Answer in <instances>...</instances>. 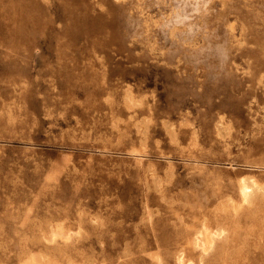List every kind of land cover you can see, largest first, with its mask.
Instances as JSON below:
<instances>
[{
  "label": "rangeland",
  "instance_id": "rangeland-1",
  "mask_svg": "<svg viewBox=\"0 0 264 264\" xmlns=\"http://www.w3.org/2000/svg\"><path fill=\"white\" fill-rule=\"evenodd\" d=\"M38 1L26 52L0 16V264H18L60 221L75 231L47 245L77 264H179L182 206L213 209L237 180L264 183V66L246 26L257 16L264 39V0ZM127 96L146 106L130 109ZM262 205L246 213L241 242L221 241L238 264H264ZM213 254L182 262L219 264Z\"/></svg>",
  "mask_w": 264,
  "mask_h": 264
},
{
  "label": "bare ground",
  "instance_id": "bare-ground-1",
  "mask_svg": "<svg viewBox=\"0 0 264 264\" xmlns=\"http://www.w3.org/2000/svg\"><path fill=\"white\" fill-rule=\"evenodd\" d=\"M10 1V0H8ZM8 1H7V4H8ZM96 1V0H95ZM142 1V0H141ZM227 1V0H226ZM229 1V0H228ZM231 1V0H230ZM241 1V0H240ZM244 1V0H243ZM255 1V0H254ZM91 2V1H90ZM215 2V1H214ZM222 2V1H221ZM220 2V3H221ZM237 2V1H236ZM245 2V1H244ZM138 3V2H137ZM231 3V2H230ZM260 3V2H259ZM97 4V3H96ZM234 4V3H233ZM244 4H249V2L247 3H244ZM242 3V5H244ZM252 4V3H251ZM38 5H39V1L38 0H20L16 3L15 0H12L11 1V4L9 3L8 5H6L4 3V1L2 0L1 3H0V16H2L3 18H6L7 20V24H9V26L11 27L12 29V38H13V44L15 45V48H19L18 50H21L23 49V51L25 50H28L29 48H31L35 43L33 42V36L35 37V35H33V30L34 28L36 29L35 26L38 25L37 23V20L35 21V17H36V14H37V8H38ZM235 5H237L235 3ZM225 6V5H224ZM228 6V5H227ZM245 6V5H244ZM247 6V5H246ZM90 7V6H89ZM139 7V6H138ZM243 7V6H242ZM241 7V9H242ZM141 8V7H140ZM227 8V7H226ZM232 8V7H231ZM258 8H259V5H258ZM40 9V8H39ZM245 7L243 8V11L245 12L246 10H244ZM261 9V8H260ZM88 10V8H87ZM237 11V10H236ZM248 11V10H247ZM262 11V10H261ZM254 12V11H253ZM252 12V13H253ZM257 12V11H256ZM209 13V12H208ZM220 13V12H219ZM246 13V12H245ZM40 14V13H39ZM243 14V13H242ZM201 15V14H200ZM228 15V14H226ZM230 15V14H229ZM234 15V14H233ZM244 15V14H243ZM241 15V16H243ZM253 15V14H252ZM85 16V15H84ZM143 17V16H142ZM226 17V16H225ZM247 17V16H246ZM38 18V17H37ZM42 18V16H41ZM78 18V17H77ZM150 18V17H149ZM242 18V17H241ZM1 19V18H0ZM40 19V17L38 18V20ZM79 19V18H78ZM222 19V18H221ZM235 19V18H234ZM257 16L253 17V21H251V23L249 25L248 22L246 24V26H249V30H251V32H254L252 35H253V38H252V41L256 44H258V47H259V61H258V70L257 72H262L263 70V66H264V39L263 37L261 38L260 37V34L259 32H256L254 31L256 28V22H257ZM41 20V19H40ZM39 20V21H40ZM216 20V19H215ZM218 20V19H217ZM3 21V20H1ZM220 21V19H219ZM218 21V22H219ZM225 21V20H224ZM234 21V20H233ZM262 21V20H261ZM4 22V21H3ZM2 22V23H3ZM6 22V21H5ZM86 22V21H85ZM200 22V21H198ZM217 22V23H218ZM37 23V25L35 24ZM75 23V22H74ZM99 23V22H98ZM40 24V23H39ZM76 24V23H75ZM83 24V22L81 23ZM86 24V23H85ZM234 24V23H233ZM262 24V23H261ZM99 25V24H98ZM235 25V24H234ZM233 25V26H234ZM241 25V24H240ZM264 25V24H263ZM40 26V25H39ZM39 26L37 28V30H40L39 29ZM87 26V25H85ZM79 27V26H78ZM96 27V25H95ZM94 27V28H95ZM101 27V26H100ZM231 27V26H230ZM242 27V26H241ZM244 28V26L242 27ZM247 28V27H246ZM246 28L244 29L246 31ZM9 29V28H8ZM70 29V28H69ZM80 29V28H79ZM101 29V28H100ZM234 28H231L230 30H233ZM236 29V28H235ZM94 30V29H92ZM7 31H10V30H7ZM5 31V32H7ZM78 31V30H77ZM91 31V30H90ZM105 31V30H104ZM35 32H38V31H35ZM210 32V31H209ZM243 32V30H242ZM256 32V33H255ZM262 32V31H261ZM100 33V31L98 32ZM225 33V32H224ZM244 33V32H243ZM246 33V32H245ZM9 34V33H8ZM7 34V35H8ZM75 34V33H74ZM86 34V33H85ZM106 34V33H105ZM239 34V33H238ZM249 34V33H248ZM10 35V34H9ZM8 35V36H9ZM247 35V34H246ZM251 35V37H252ZM230 36V35H229ZM235 37V36H234ZM11 38V37H10ZM103 38V37H102ZM226 38V37H225ZM6 40V39H5ZM9 40V38H8ZM231 40V39H230ZM234 40V39H233ZM3 42V41H2ZM9 42V41H8ZM235 42V41H234ZM70 43V42H69ZM68 43V44H69ZM96 44V42H94ZM3 44V43H2ZM62 44V43H61ZM67 44V45H68ZM72 44V43H71ZM70 44V45H71ZM229 44V43H228ZM4 45V44H3ZM6 45V43H5ZM10 45V44H9ZM63 45V44H62ZM65 45V44H64ZM12 46V45H11ZM69 46V45H68ZM93 46V45H92ZM35 47V46H34ZM38 46H36L35 49H38L37 48ZM67 47V46H66ZM100 47V46H99ZM243 47V46H242ZM9 48V47H8ZM33 48V47H32ZM31 48V49H32ZM64 48V47H63ZM92 48V47H91ZM98 48V47H97ZM101 48V47H100ZM237 48V47H236ZM244 48V47H243ZM14 49V47H13ZM16 49L14 50V52H16ZM12 50V48H11ZM97 50V49H96ZM37 51V50H35ZM26 52V51H25ZM13 53V52H12ZM238 53V52H237ZM17 54V53H16ZM16 54H13V55H16ZM92 57V56H91ZM74 58V57H73ZM77 60V59H76ZM253 60V58H252ZM258 60V59H257ZM256 60V61H257ZM78 61V60H77ZM88 63V62H86ZM85 63V65H86ZM94 63V62H92ZM245 63V62H244ZM22 64V63H21ZM20 64V65H21ZM91 64V63H90ZM96 64V63H95ZM84 65V64H83ZM238 65V64H237ZM240 65V64H239ZM25 66V64H24ZM235 66V65H234ZM22 67V66H21ZM77 67V66H76ZM96 67V66H94ZM245 67V66H244ZM251 67V66H250ZM86 68V67H85ZM248 68V67H247ZM77 69V68H76ZM79 69V68H78ZM88 69V68H87ZM94 69V68H93ZM96 69V68H95ZM95 69L93 70L95 73ZM90 70V69H89ZM88 70V71H89ZM246 70V69H245ZM77 71V70H76ZM83 71V70H82ZM81 71V72H82ZM86 71V69H85ZM238 71V70H237ZM242 71V69H241ZM248 71V69H247ZM92 72V70H91ZM99 72V71H97ZM251 72V71H250ZM86 73V72H85ZM247 73V72H246ZM253 73V72H252ZM92 77V75H94V73H89ZM102 74V73H101ZM104 74V73H103ZM242 74V73H241ZM90 75H88V77H90ZM244 75V74H243ZM262 75V74H261ZM97 76V74H95V77ZM100 76V75H99ZM98 76V77H99ZM255 76V75H254ZM85 77V76H84ZM83 77V78H84ZM94 77V76H93ZM93 77L91 79H93ZM94 77V78H95ZM97 77V78H98ZM103 77V76H102ZM101 77V80L102 79ZM87 78V77H86ZM100 78V77H99ZM90 79V80H91ZM254 79V78H253ZM262 79V78H261ZM260 79V80H261ZM84 80H86L84 78ZM89 80V79H88ZM87 81V80H86ZM95 81V79L93 80ZM93 81H88V83L90 82V84L93 83ZM92 82V83H91ZM103 82V81H102ZM101 82V83H102ZM105 82V81H104ZM263 82V81H262ZM97 85L99 84V81L96 82ZM94 83V84H95ZM96 85V84H95ZM103 85V84H102ZM100 85V86H102ZM99 86V85H98ZM106 86V85H105ZM96 88H98L96 86ZM95 88V89H96ZM130 88V87H129ZM131 89V88H130ZM129 89V90H130ZM94 90V89H93ZM92 90V91H93ZM100 90V89H99ZM102 90V89H101ZM99 91V92H102V91ZM127 89H125L124 92H127L126 91ZM107 91V89H106ZM134 92V91H133ZM104 93V92H102ZM132 93V92H130ZM92 97L94 96L95 97V100L96 98L99 99V102L102 100L101 99H104V98H101L99 96H97V93L94 95L93 93H91ZM126 94V93H125ZM128 94V93H127ZM133 94V93H132ZM132 94L130 95V97L132 96ZM99 95V94H98ZM102 95V94H101ZM105 95V94H104ZM91 98V101L89 100V102L93 103V99L94 98ZM102 97V96H101ZM107 97V96H106ZM129 96H127L128 101L129 103H131V105H129L128 103V106H131L130 109L135 106V107H144L146 106L144 104V102L141 100V98H137V97H133V98H130ZM142 97V96H141ZM143 98V97H142ZM147 98V97H145ZM108 99V98H106ZM126 99V98H125ZM94 100V101H95ZM105 100V99H104ZM110 100V98H109ZM112 100V98H111ZM97 101V100H96ZM107 101V100H106ZM127 101V100H126ZM147 101V100H146ZM99 102H96V103H99ZM90 103V104H91ZM124 103V102H123ZM126 103V102H125ZM110 104V103H109ZM97 105H100V104H97ZM133 106V107H132ZM150 105H148L149 107ZM111 107V106H110ZM138 109V108H137ZM136 109V110H137ZM140 109V108H139ZM150 109V108H149ZM152 111H148L147 114H146V122H150L152 120V114H151ZM154 113V112H153ZM135 115V114H134ZM145 117V116H143ZM143 120V119H142ZM183 120V119H182ZM141 122V121H140ZM143 122V121H142ZM153 123V121H152ZM185 123V122H184ZM117 124V123H116ZM151 124V123H150ZM231 124V123H230ZM120 125V124H118ZM117 126V125H116ZM139 126H142L139 125ZM149 126V125H147ZM180 127V125H179ZM228 127V126H227ZM138 128V127H137ZM150 128V127H149ZM141 129V127H140ZM145 129V128H144ZM233 129V128H232ZM143 130V129H142ZM150 130V129H149ZM178 130V129H177ZM173 131V130H172ZM229 131V130H228ZM185 133V132H184ZM230 133V132H229ZM233 133V132H232ZM148 135V134H146ZM145 135V137H146ZM195 135V133H194ZM143 136V135H142ZM191 138V137H190ZM194 138V136H193ZM196 138V136H195ZM196 140V139H195ZM214 140V139H213ZM191 142V140H190ZM197 142V141H196ZM2 143V142H1ZM133 143V142H132ZM195 143V142H194ZM129 144V143H128ZM131 144V143H130ZM143 144V143H142ZM198 144V143H197ZM2 145V144H1ZM190 145V144H189ZM135 146V145H134ZM144 146V145H143ZM194 146V145H193ZM139 147V146H138ZM137 150V149H136ZM140 150V149H139ZM131 151V150H130ZM129 151V152H130ZM133 151V150H132ZM199 151V149H198ZM264 151V150H263ZM231 152V151H230ZM197 153V152H196ZM251 153V152H250ZM131 154V153H130ZM132 155V154H131ZM135 154H133L134 156ZM138 158L140 157V153L138 154ZM137 156V154H136ZM194 156V155H193ZM201 156V155H200ZM135 157V156H134ZM203 157V156H202ZM261 160L259 159V164L262 165L264 164V154L263 156L261 155L260 156ZM194 158V157H192ZM196 158H199V157H196ZM141 160V159H140ZM194 160V159H192ZM250 160V159H248ZM253 160V159H252ZM256 160V159H255ZM198 161V159L196 160ZM251 161V160H250ZM258 161V160H257ZM255 161V162H257ZM227 162V161H226ZM232 162V161H231ZM248 162V161H247ZM139 163V161L137 162ZM203 163V162H202ZM233 163V162H232ZM246 163V162H245ZM249 163V162H248ZM193 164V163H192ZM247 164V163H246ZM60 165V164H58ZM58 165H54V166H57L58 168H56L52 173H50V175L47 176L46 178V183L47 184H50L51 182H53V180L55 181V179L58 177L59 175V172H60V167ZM231 165V164H230ZM254 165V163H253ZM259 165V166H260ZM61 166V165H60ZM199 166V165H198ZM194 167V166H192ZM205 167V166H204ZM203 167V168H204ZM218 167V166H217ZM63 168V167H61ZM191 168V167H190ZM197 168V167H196ZM201 168V167H200ZM211 168V167H210ZM214 168V167H213ZM226 168V167H225ZM247 168V167H246ZM187 169V168H186ZM194 169V168H193ZM199 169V168H198ZM208 169V168H207ZM260 169V168H259ZM53 170V169H52ZM51 170V171H52ZM188 170V169H187ZM191 170V169H190ZM205 170V169H203ZM214 170V169H211V171ZM62 171V170H61ZM201 170H199L200 172ZM218 171V170H217ZM234 171V170H233ZM257 171V170H256ZM259 171V170H258ZM202 172V171H201ZM214 172V171H213ZM47 173V174H49ZM204 173V172H203ZM207 173V172H206ZM58 174V175H57ZM214 174V173H213ZM264 174V172H263ZM204 175V174H203ZM216 175V174H215ZM220 175V174H218ZM258 175V174H257ZM201 176V175H200ZM221 176V175H220ZM231 176V175H230ZM249 175H247L248 177ZM56 177V178H54ZM239 177V176H238ZM257 177V176H256ZM260 177V176H259ZM209 178V177H208ZM211 179V178H210ZM215 179V178H214ZM253 179V178H251ZM251 179H248V178H241L239 180H237L235 183L233 184H230L229 186H227L228 188H226L227 192H228V196H229V199H227L226 202L225 199L221 200L223 202H221L220 200V203L216 205L215 208H210L209 206H203L201 205L199 202H198V199H194L195 201H191L187 206H182L180 208V210H178V213L179 211H181L180 213H182L183 217L184 215L186 216V221L183 223V227L182 228V231L180 232V238L179 240L176 242V247L175 248V252H173L174 254H176V252L179 254V256L181 257L182 261L184 260V258L188 259L189 262H194V259H195V256H198V257H208L209 254L211 253H216L217 254H213L216 256V258L214 257L213 260H217V262L219 264H238V260H239V257L240 255L235 252V250H232L231 248H229V246L227 245L225 247H223V245H221V241L223 240V238L225 236H229V237H232V236H235L237 237L239 232L242 231L243 233L245 232V230H243V227H244V221L246 219L245 215L247 212H251L250 211V207H256L258 202L259 203H262L264 202V183L263 182H256V181H252ZM235 180V179H234ZM258 180V179H257ZM215 181V180H213ZM218 181V180H216ZM215 181V182H216ZM231 181V180H230ZM208 182V181H207ZM232 182V181H231ZM218 183V182H217ZM217 183H215L217 185ZM225 183V182H224ZM228 183V182H227ZM210 184V183H209ZM212 184V183H211ZM229 184V183H228ZM226 185V184H225ZM218 186V185H217ZM216 186V189L217 192L220 194L219 191L223 190L221 189L220 187H217ZM222 187H225L223 184H222ZM225 190V191H226ZM222 193V191H221ZM195 196V195H194ZM217 196V195H216ZM192 197V196H191ZM223 197V196H222ZM220 198V195L219 197ZM179 199V198H178ZM183 199V197H182ZM186 199V198H185ZM215 200V199H214ZM184 201V200H182ZM187 201H188V198H187ZM217 201V202H219ZM186 202V200H185ZM209 201H207L208 203ZM215 202V201H214ZM181 203V201H180ZM179 203V204H180ZM184 203V202H182ZM211 204V203H210ZM264 206V205H262ZM177 208V206H176ZM173 210V209H172ZM252 210V209H251ZM254 210V208H253ZM256 211V210H255ZM262 211V210H261ZM173 212V211H172ZM253 212V211H252ZM251 212V213H252ZM177 213V211H176ZM177 213V214H178ZM254 213V212H253ZM176 214V216H177ZM258 214V213H257ZM253 215V214H252ZM174 216V215H173ZM179 216V215H178ZM177 216V217H178ZM256 216V214L254 215ZM253 216V217H254ZM260 216V215H259ZM29 216L27 215L26 218H28ZM176 217V219H178ZM180 217V216H179ZM182 217V216H181ZM252 218V216H250ZM262 218V217H261ZM255 219V218H254ZM264 219V218H263ZM253 220V219H252ZM259 220V219H257ZM175 221H178V220H175ZM184 221V220H183ZM249 221V220H248ZM256 221V220H255ZM264 222V221H263ZM50 223V222H49ZM57 224L56 225H52L49 232H48V236L45 235V237L43 238V236L41 237V235H37L35 236L34 238V242H32L33 246H29V248L27 247L23 252H22V255L19 256V263L18 264H77L78 261H74L75 257H72L70 255H66L65 253L62 252V250L60 249H53L52 247H50L49 245H47V243L49 242H57L58 239L60 238L61 240H68L71 238L72 236V233H73V230L75 229L76 224H73L72 227H67L65 222L64 221H60V222H56ZM67 223V222H66ZM246 223V222H245ZM251 223V222H250ZM181 224V223H180ZM180 224H177V225H180ZM255 224V223H254ZM48 225V224H47ZM68 225V223H67ZM70 225V223H69ZM71 226V225H70ZM255 226V225H254ZM253 226V227H254ZM258 226V225H256ZM80 227V225H79ZM78 227V229H79ZM252 227V226H251ZM74 228V229H73ZM180 228V227H179ZM246 228V227H245ZM256 228V227H255ZM43 229V228H42ZM81 229V228H80ZM247 229V228H246ZM254 229V228H253ZM258 229V228H256ZM259 230H261L259 228ZM75 231V230H74ZM80 231V230H79ZM78 231V232H79ZM262 231V230H261ZM76 232H77V229H76ZM74 232V234L76 233ZM77 232V233H78ZM260 232V231H259ZM264 232V231H263ZM249 234V233H248ZM179 236V234H177ZM246 236V235H244ZM243 234H242V237H244ZM239 238V242H241L240 240L244 239L241 237V234L238 236ZM241 237V239H240ZM176 238V237H175ZM178 239V237H177ZM228 241V240H227ZM237 241V242H238ZM165 242V241H164ZM243 242V241H242ZM233 244V243H232ZM245 243H243L242 245L244 246ZM235 245V244H233ZM232 245V246H233ZM239 245V243L237 244ZM241 245V244H240ZM241 245V246H242ZM240 246V247H241ZM242 246V247H243ZM234 247V246H233ZM236 247V246H235ZM239 248V246H237ZM243 249V248H242ZM159 252L161 250H158ZM240 252V251H239ZM243 252V250H242ZM154 253V252H153ZM162 253V252H161ZM156 256L158 255L155 254ZM201 255V256H200ZM213 255L211 256V258L213 257ZM244 255V254H243ZM154 256V255H153ZM155 256V257H156ZM159 256V255H158ZM160 257V256H159ZM174 257V256H173ZM176 259V258H175ZM178 259V258H177ZM205 259V258H204ZM203 259V260H204ZM242 259V258H241ZM160 260V258H159ZM166 260V259H165ZM200 260V259H199ZM202 260V261H203ZM207 260V259H205ZM212 260V261H213ZM163 261V263H162ZM180 261V259H178V263L179 264H183V262ZM186 261V260H185ZM156 262V261H155ZM161 264H165L164 260H161L160 261ZM200 262V261H198ZM208 262V261H207ZM159 263V261L157 262ZM187 263V262H186ZM81 264V263H80ZM188 264V263H187ZM191 264V263H190ZM193 264V263H192ZM201 264V262H200ZM212 264V263H211Z\"/></svg>",
  "mask_w": 264,
  "mask_h": 264
}]
</instances>
